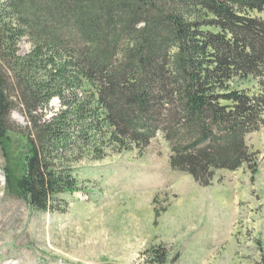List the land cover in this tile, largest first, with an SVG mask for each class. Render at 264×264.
<instances>
[{
    "label": "trees",
    "instance_id": "trees-1",
    "mask_svg": "<svg viewBox=\"0 0 264 264\" xmlns=\"http://www.w3.org/2000/svg\"><path fill=\"white\" fill-rule=\"evenodd\" d=\"M249 79L258 91L232 87ZM55 98L63 108L46 119ZM262 127L264 0H0L5 190L36 211L80 191L85 153L144 151L158 135L171 169L200 186L255 172L247 136ZM153 256L165 264L167 251Z\"/></svg>",
    "mask_w": 264,
    "mask_h": 264
},
{
    "label": "rangeland",
    "instance_id": "rangeland-1",
    "mask_svg": "<svg viewBox=\"0 0 264 264\" xmlns=\"http://www.w3.org/2000/svg\"><path fill=\"white\" fill-rule=\"evenodd\" d=\"M31 51L26 39L19 54ZM258 91L254 79L235 81ZM55 98L42 112L62 109ZM12 121L26 127L21 107ZM22 139H18L20 145ZM256 171L218 170L200 186L173 171L162 135L139 151L105 148L75 163L80 191L59 196L56 212H39L6 193L0 153V264H258L264 256V127L247 136Z\"/></svg>",
    "mask_w": 264,
    "mask_h": 264
}]
</instances>
